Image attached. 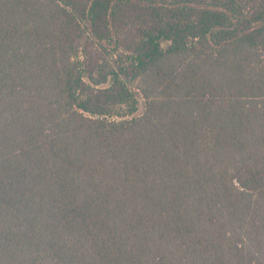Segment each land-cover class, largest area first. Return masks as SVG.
<instances>
[{
	"label": "trees",
	"instance_id": "obj_1",
	"mask_svg": "<svg viewBox=\"0 0 264 264\" xmlns=\"http://www.w3.org/2000/svg\"><path fill=\"white\" fill-rule=\"evenodd\" d=\"M0 264H264V0H0Z\"/></svg>",
	"mask_w": 264,
	"mask_h": 264
},
{
	"label": "rangeland",
	"instance_id": "obj_2",
	"mask_svg": "<svg viewBox=\"0 0 264 264\" xmlns=\"http://www.w3.org/2000/svg\"><path fill=\"white\" fill-rule=\"evenodd\" d=\"M141 111H142V104H140V107H139L138 113H141Z\"/></svg>",
	"mask_w": 264,
	"mask_h": 264
}]
</instances>
